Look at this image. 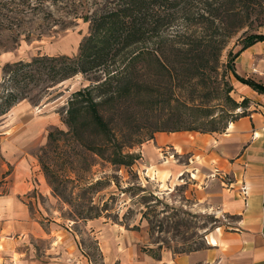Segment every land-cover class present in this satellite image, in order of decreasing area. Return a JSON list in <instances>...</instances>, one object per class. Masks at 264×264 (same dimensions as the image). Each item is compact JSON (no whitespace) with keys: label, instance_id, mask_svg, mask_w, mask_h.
Returning <instances> with one entry per match:
<instances>
[{"label":"trees","instance_id":"trees-1","mask_svg":"<svg viewBox=\"0 0 264 264\" xmlns=\"http://www.w3.org/2000/svg\"><path fill=\"white\" fill-rule=\"evenodd\" d=\"M83 18L88 32L74 57L37 56L2 67L0 117L29 100L32 91L44 93L80 75L89 84L69 94L62 123L72 140L117 167H129L137 159L128 151L140 143L132 141L128 131L136 112L153 119L146 130L135 128L136 138L215 133L217 120L208 119L209 109L197 104L194 95L208 92L216 81L221 53L237 33L241 31L236 39L239 49L227 52L231 74L234 58L264 40L262 35L246 34L264 24V0H103ZM233 75L264 94L263 86ZM246 114L241 111L238 117ZM53 135L49 131L46 140Z\"/></svg>","mask_w":264,"mask_h":264},{"label":"crops","instance_id":"crops-1","mask_svg":"<svg viewBox=\"0 0 264 264\" xmlns=\"http://www.w3.org/2000/svg\"><path fill=\"white\" fill-rule=\"evenodd\" d=\"M232 70L238 78L264 87V40L242 50ZM233 74V90H239L240 99L248 102L247 114L230 121L223 133H155L135 149L136 170L153 181L158 192L168 195L174 187H181L190 206L229 219L207 231L202 248L187 252H171L151 243L140 216L129 227L108 226L99 215L70 220V225L80 221L94 229L102 264H264V94ZM47 107L36 114L22 101L1 118L7 123L0 132V255L11 252L23 258L29 241L49 243L45 258L48 249L64 258L72 252L70 229L55 231L58 224L52 222L53 229L49 226L43 231L39 224L52 217L48 211L56 212L43 209L39 201L54 199L35 158L44 141L41 130L57 124ZM107 250L114 256L113 263L106 261ZM34 264L56 263L39 260Z\"/></svg>","mask_w":264,"mask_h":264},{"label":"rangeland","instance_id":"rangeland-1","mask_svg":"<svg viewBox=\"0 0 264 264\" xmlns=\"http://www.w3.org/2000/svg\"><path fill=\"white\" fill-rule=\"evenodd\" d=\"M102 2L103 0H0V96L2 67L5 64L27 62L37 56L74 57L80 40L88 32L84 13H90ZM251 33H264V24L253 26L246 32ZM240 34L241 31L223 49L216 81H211L209 91L204 90L194 95L197 104H203L204 108L209 109L208 119L217 120L216 134L223 133L226 125L237 119L248 106L247 101L240 103L243 94L239 90H233V81L226 67L227 52L234 53L240 47V42L236 41ZM88 84L83 77L76 75L48 88L44 93L32 91L28 95L31 101L22 100L36 114L44 106H48L51 109L46 110L57 119L56 125L41 130L40 138H44V141L35 152L38 170L54 199L51 203H47L44 198L39 201L43 209L56 211L53 214L48 211L52 217L43 218V222L39 224L43 225V231H47L52 222L58 224L55 231L70 229L67 233L74 237L72 252L64 258L53 249H48V257L45 258L44 248L49 243L37 245L29 241L23 258L11 252L2 254L0 264H34L39 260L41 263L56 264H102L101 244H98L94 229L86 227L80 221L76 225L69 223L70 220L76 222L94 214H99V218L108 226L117 223L124 227L132 225L140 216L145 221L150 242L171 252L188 251L203 244V236L207 231L229 219L206 208L190 206V199L184 198L181 187H174L168 195L161 194L155 189L153 181L136 170L137 159L129 167L113 166L72 140L62 123L66 101L71 92ZM135 116L136 121L128 131L132 136L131 140L140 143L128 150L132 154H136V147L149 140L145 137L136 138L135 128L146 130L153 124V119L147 118L145 113L136 112ZM1 118L2 116L0 132L7 123H3ZM49 131H54V135L51 140H46ZM56 131H61L62 134ZM86 140L90 141L91 138ZM118 140L120 142L122 138ZM123 152L126 153L127 149H123ZM112 240L113 238L108 239L106 244L111 245ZM105 257L107 262L113 263L114 256L108 250Z\"/></svg>","mask_w":264,"mask_h":264},{"label":"built area","instance_id":"built-area-1","mask_svg":"<svg viewBox=\"0 0 264 264\" xmlns=\"http://www.w3.org/2000/svg\"><path fill=\"white\" fill-rule=\"evenodd\" d=\"M242 191H243V193L245 192V190H244V188L242 187Z\"/></svg>","mask_w":264,"mask_h":264}]
</instances>
